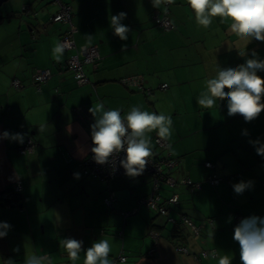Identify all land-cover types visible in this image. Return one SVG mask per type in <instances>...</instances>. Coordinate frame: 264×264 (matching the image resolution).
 <instances>
[{
    "label": "crops",
    "instance_id": "obj_1",
    "mask_svg": "<svg viewBox=\"0 0 264 264\" xmlns=\"http://www.w3.org/2000/svg\"><path fill=\"white\" fill-rule=\"evenodd\" d=\"M63 1L73 8L77 47L95 45L101 54L96 67H85L89 82L81 86L65 67L75 51L65 50L59 61L53 57V47L68 28L50 21L58 10L54 0H14L0 9V193L18 181L24 187L15 197L16 206L0 202V223L10 225L0 238V264L9 259L23 264L25 255L33 254L50 257L51 264H83V250L72 261L61 247L65 238L83 241L85 250L106 238L110 260L124 254L125 264H218L200 256L211 250L241 264L240 246L233 239L235 215H264V156L253 143L264 144V111L246 122L240 114L228 115L227 98L211 108H201L196 98L214 75V61L223 68L236 67L252 58L253 51L264 60V41L237 36L229 31L231 20L220 17L208 27L199 26L187 0ZM167 1L173 28L163 31L153 15L164 13ZM121 12L130 29L127 40L114 35L110 26V17ZM239 51L247 55L241 57ZM42 69H50L53 77L39 91L33 76ZM257 74L264 79V71ZM135 75L144 77L151 95L123 85L122 79ZM14 80L21 88L12 85ZM163 84L168 88L162 89ZM99 103L105 110H121V115L136 106L172 117L166 139L171 156L178 159L173 175L201 183V188L163 184L159 194L179 195L172 215L204 224L199 238L190 227L169 224L145 208L122 215L153 192L152 175L125 173L110 181L84 176L80 164L94 146L95 117L89 109ZM5 131L23 134L24 141L33 138L35 148L21 155L23 143L4 139ZM146 135L151 154H161L157 132ZM207 162L214 168H207ZM211 174L239 178L213 186L206 180ZM241 181L251 183L237 194L233 186ZM112 192L116 200L109 207L105 198ZM152 232L158 233L156 238ZM176 246L187 247L189 254ZM152 248L156 253L150 256Z\"/></svg>",
    "mask_w": 264,
    "mask_h": 264
},
{
    "label": "clouds",
    "instance_id": "obj_2",
    "mask_svg": "<svg viewBox=\"0 0 264 264\" xmlns=\"http://www.w3.org/2000/svg\"><path fill=\"white\" fill-rule=\"evenodd\" d=\"M155 3V0H153ZM190 8L194 10L195 20L199 26L208 27L212 18L220 17L231 20L229 31L249 41L255 39L264 41V0H187ZM126 13H119L110 17V26L114 35L121 40L128 39L130 29L122 23ZM90 42L91 36H88ZM65 44L57 42L52 49L53 57L57 61L62 59ZM244 57L246 51H239ZM252 58L236 67L223 68L217 60L214 61V75L206 80V90L196 98V103L201 108H211L217 101L227 98L228 115L240 114L246 122H251L264 111V79L257 73L264 71V60L257 53H251ZM228 89V91H225ZM89 112L95 117L91 125L93 147L91 152L98 164H106L110 159L123 152L124 158L120 165L125 169L126 175L136 177L142 174L147 157L151 155V138L147 133L156 131L157 135L166 138L171 135L172 117L163 113L143 111L133 106L127 113L121 115V110H105L104 104L93 105ZM99 113V115H97ZM4 139H11L20 143L24 142L21 133H3ZM257 147V154L264 156V144L253 142ZM78 177L79 174H74ZM251 182L241 181L235 184L234 191L242 194ZM10 225L0 223V238L7 235ZM233 239L240 246L241 264H264V218L252 216L243 219L234 229ZM61 247L72 261L79 258L84 251L83 264H112L109 258L110 244L106 238L93 242L86 250L83 241L74 238L61 240ZM15 251H19L16 249ZM217 260L218 264H232L230 256H219L212 252L209 256ZM4 264H15L9 259ZM23 264H51L48 256L25 255Z\"/></svg>",
    "mask_w": 264,
    "mask_h": 264
},
{
    "label": "built area",
    "instance_id": "obj_3",
    "mask_svg": "<svg viewBox=\"0 0 264 264\" xmlns=\"http://www.w3.org/2000/svg\"><path fill=\"white\" fill-rule=\"evenodd\" d=\"M57 4L58 10L50 17V21L56 23H63L68 26L67 30L61 37L60 43L65 44V50L75 51L68 59L65 67L72 73L76 83L78 85H85L89 82V78L85 73L86 66L96 67L101 60V54L99 48L95 45L79 49L76 45L75 34L77 29L73 23V8L70 4L65 3L63 0H54ZM170 2H165L167 9L162 14H154L153 20L155 24L160 27L163 31H169L173 28V24L169 17L168 6ZM53 77V73L50 69H42L37 71L33 76V84L40 91L41 86L46 84ZM123 85L126 87H135L139 91L145 93L146 95H151L153 93L152 89L145 86V79L142 75H135L122 79ZM12 85L19 89L21 88V83L18 80H14ZM162 89H167L168 85H161ZM155 142L158 148L161 150V154L155 155L151 154L147 157V164L142 172V174H149L153 176V192L150 195L143 196L137 201L136 208L129 212H123L122 215L127 218L130 215L138 213L140 208H145L150 211L156 212L158 215L165 218L166 222L169 224H183L191 228L192 234L195 238H199L202 234L204 224H196L188 216L175 217L172 215L174 207H177L180 203L179 195L173 193L167 198H162L159 194L163 184L168 185L170 188H176L178 186L188 187L191 190H198L201 188V183L194 182L193 180L182 177L176 178L173 175L174 168L178 165V159L171 156L169 152L171 149V143L166 138L155 137ZM35 148V141L33 138H27L23 144L18 148L21 155H27L33 151ZM125 153L121 152L115 156L114 159L106 164H98L94 159V154L89 151V154L85 159L82 160L80 164V169L84 176L91 177L95 179H101L105 181H110L113 178L125 174V169L120 165V161L124 158ZM205 166L209 169H213V163L207 162ZM239 178V175H232L228 177H219L216 174L208 175L206 180L213 186H218L222 182L234 181ZM23 184L21 181L16 182L10 191H6L1 197L3 199L11 200L13 199V194L20 195L23 192ZM116 200L115 193H110V195L105 198V203L107 206L112 207L114 201ZM252 216L236 214L234 227H236L243 219ZM264 218V215H263ZM211 221V220H209ZM122 234V233H121ZM153 237H157L158 233L152 232ZM175 249L183 254H189V249L184 246H176ZM217 252L216 250H211L210 252L203 251L200 256L207 258L212 252ZM156 253V249L152 248L148 252L150 256ZM128 258L124 254H120L112 260V264H125Z\"/></svg>",
    "mask_w": 264,
    "mask_h": 264
},
{
    "label": "trees",
    "instance_id": "obj_4",
    "mask_svg": "<svg viewBox=\"0 0 264 264\" xmlns=\"http://www.w3.org/2000/svg\"><path fill=\"white\" fill-rule=\"evenodd\" d=\"M56 23V22H55ZM64 34V33H63ZM63 36V35H62ZM195 182V181H194ZM12 189V188H11ZM11 189L7 190V191H10ZM6 191L0 193V202L3 206H16V202H15V197L18 196L17 194H13V199L11 200H8V199H3L1 196L5 193ZM175 225H179V224H175Z\"/></svg>",
    "mask_w": 264,
    "mask_h": 264
},
{
    "label": "rangeland",
    "instance_id": "obj_5",
    "mask_svg": "<svg viewBox=\"0 0 264 264\" xmlns=\"http://www.w3.org/2000/svg\"><path fill=\"white\" fill-rule=\"evenodd\" d=\"M12 3H14V0H8L7 2H5L1 7H0V9H3L4 8V6L7 4V5H12ZM20 9H21V7H20Z\"/></svg>",
    "mask_w": 264,
    "mask_h": 264
},
{
    "label": "water",
    "instance_id": "obj_6",
    "mask_svg": "<svg viewBox=\"0 0 264 264\" xmlns=\"http://www.w3.org/2000/svg\"><path fill=\"white\" fill-rule=\"evenodd\" d=\"M8 0H0V7L7 2ZM2 16H1V12H0V20H1Z\"/></svg>",
    "mask_w": 264,
    "mask_h": 264
}]
</instances>
